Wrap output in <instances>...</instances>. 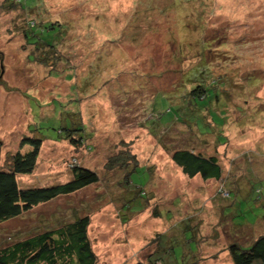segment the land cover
Segmentation results:
<instances>
[{
	"label": "rangeland",
	"instance_id": "obj_1",
	"mask_svg": "<svg viewBox=\"0 0 264 264\" xmlns=\"http://www.w3.org/2000/svg\"><path fill=\"white\" fill-rule=\"evenodd\" d=\"M3 4L0 161L29 152L23 138L40 137L36 169L17 177L20 188L69 182L73 161L99 181L3 222L0 247L85 214L97 264H149L160 239L173 244L176 264H231L229 244L249 246L264 234V0H23L11 11ZM29 22L34 38L52 33H41L46 23L60 25L54 50L27 44ZM216 79L225 113L209 111L210 134L201 121L199 137L169 120L190 89ZM76 125L90 150L66 141ZM125 146L139 167L128 186L134 161L105 168ZM188 147L216 158L221 181L181 173L171 155ZM182 238L190 241L184 248Z\"/></svg>",
	"mask_w": 264,
	"mask_h": 264
},
{
	"label": "trees",
	"instance_id": "obj_2",
	"mask_svg": "<svg viewBox=\"0 0 264 264\" xmlns=\"http://www.w3.org/2000/svg\"><path fill=\"white\" fill-rule=\"evenodd\" d=\"M1 1L4 3L3 6L6 11H11L16 8V4L23 3V0L20 3H16L15 0ZM23 6L26 5H21L20 9L25 11L28 7ZM27 26L29 28L28 32H24V34L28 45H34L37 47L36 49L47 47L54 50L52 42H54V39L57 40L58 34L55 31L61 29L60 25L46 23V25L42 26L41 33L42 31L43 33L52 31L47 38H42L40 34L34 38V34H32V27L35 26L34 22H29ZM31 38H33L34 43L30 44L29 41ZM40 62L46 67L48 66L46 58L41 59ZM2 72L3 60L2 53H0V82ZM216 82L217 79L211 81L210 84L207 83V86L205 84H197L194 88L190 89L187 94V99L181 100V104L183 105L182 111H177L173 115V118L169 120L173 119V121L182 122V124L189 126L190 129L194 127L199 137L204 136L198 129V121H201L203 127L208 132L205 135L210 134L211 129L207 123L209 121L205 119L206 117L209 118V111L211 110L217 114L218 111L224 112L221 109L222 104L218 103L219 95L216 94ZM205 101L209 103L214 102V104L211 105V108L206 104H198L199 102L203 103ZM188 109H191L190 112L192 113H188ZM192 117L195 118V121ZM210 122L213 124L211 119ZM213 126L215 127L214 124ZM80 127V125H76L66 130L65 139L75 150H79L81 147L84 150H90L91 148L85 144L87 136L84 137L85 135L82 134L83 132ZM216 138L220 145L224 143L218 136ZM43 140L40 137L23 138L20 145H27L31 150L25 154H7L3 162L0 161V224L18 218L23 213L28 212L38 205L46 204L58 197L75 194L90 185L98 183L99 177L93 170L79 166L76 161H73L70 166L72 179L69 182L49 187L20 188L17 177L29 175L36 169ZM198 141L201 140L198 139ZM1 146L2 144L0 142V148ZM128 148L129 146L121 147L116 153V156L109 158L105 165L106 170L112 171L115 169H124L129 161H134L132 162L134 167L126 169L127 172L122 181L126 186L129 184L134 185V183L130 182V174L139 169L136 166L135 157L130 154V151L127 150ZM195 150L194 147H188L173 151L171 161L187 178L198 176L203 181H221L222 171L216 158L204 157L199 153H195ZM143 188L134 186V189L140 195H144ZM226 195L228 193L224 192L223 196ZM89 224L90 218L88 214L79 215L71 222L59 224L57 227L34 233L22 240L6 243L5 246L0 247V264H97V256L92 249L88 236ZM185 231L189 230H184L182 235ZM187 240L186 238L180 240L183 248L185 247L184 244L187 245L190 243ZM193 240L196 241L194 237ZM169 242L167 240L161 241L160 239L161 245H158L160 248L153 257L149 258V264H176L177 260L174 258L173 244L171 241ZM189 250H192V248H189ZM227 251L231 264H264V234L255 238L249 246H241L236 242H232L228 245ZM190 253H192L191 257L195 255L193 250ZM184 256L185 253H183V258ZM190 264H197V262L193 261Z\"/></svg>",
	"mask_w": 264,
	"mask_h": 264
},
{
	"label": "built area",
	"instance_id": "obj_3",
	"mask_svg": "<svg viewBox=\"0 0 264 264\" xmlns=\"http://www.w3.org/2000/svg\"><path fill=\"white\" fill-rule=\"evenodd\" d=\"M16 1V3H20L22 0H15Z\"/></svg>",
	"mask_w": 264,
	"mask_h": 264
}]
</instances>
